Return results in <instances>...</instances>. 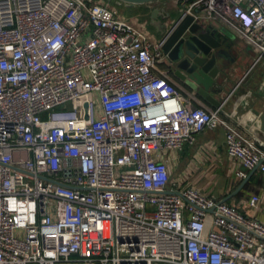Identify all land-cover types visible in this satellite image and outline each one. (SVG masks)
I'll return each instance as SVG.
<instances>
[{"label":"built area","instance_id":"1","mask_svg":"<svg viewBox=\"0 0 264 264\" xmlns=\"http://www.w3.org/2000/svg\"><path fill=\"white\" fill-rule=\"evenodd\" d=\"M178 3L264 57V0ZM163 42L103 0H0V264H264L263 222L171 180L207 128L240 178L264 149L186 97Z\"/></svg>","mask_w":264,"mask_h":264},{"label":"crops","instance_id":"2","mask_svg":"<svg viewBox=\"0 0 264 264\" xmlns=\"http://www.w3.org/2000/svg\"><path fill=\"white\" fill-rule=\"evenodd\" d=\"M127 7L133 11L138 8L144 10L148 14L149 26L150 13L155 7L164 8L169 12L171 8L176 10L179 8L180 14L184 10L178 0H159ZM160 18L163 20V17ZM211 21L214 22L215 20ZM142 22L144 23L145 20ZM225 26L234 33L228 25L225 24ZM139 27L142 28L143 26ZM154 33L159 40L162 39L163 36ZM234 34L237 38L242 39L236 33ZM231 49L235 58L231 63V77L226 83L229 88L235 86V89L229 95L224 93L221 116L237 125L246 137L256 139L264 149V146L261 145L263 141L259 139L260 134L252 128L254 114L258 111L264 112V57L258 59V51L254 48L257 53L255 56L242 41L233 44ZM162 66L165 68L168 64L165 62ZM172 76L174 75L172 74ZM175 79L180 84L181 91L194 105L214 107L196 90L190 89L182 81ZM225 134L226 131L222 126L207 128L199 133L194 141L185 144L181 150L176 152L177 157L170 162L171 180L180 186L198 188L195 185L200 182L203 184L206 179H216L218 187L212 194H209L210 196L220 201L224 200V202L236 206L245 215L264 223V172L259 168L247 171L246 178L248 180L239 189L245 178L238 177L237 172L244 170V168L239 159L233 158L227 153ZM176 153L173 154L176 155ZM184 178L185 182H181L180 180ZM215 192L217 194L214 195ZM253 195L260 197L257 207L250 204Z\"/></svg>","mask_w":264,"mask_h":264},{"label":"water","instance_id":"3","mask_svg":"<svg viewBox=\"0 0 264 264\" xmlns=\"http://www.w3.org/2000/svg\"><path fill=\"white\" fill-rule=\"evenodd\" d=\"M156 1L159 0H116L127 6ZM177 10L180 12L179 8ZM170 16L171 12L155 7L150 13V25L163 36L162 49L167 54L172 74L214 107L222 106L225 94L229 95L235 89V86L229 88L226 82L231 77V63L235 58L232 45L241 39L222 22L196 18L192 13H181L167 29L160 17L167 19ZM252 120L253 130L260 134L259 139L264 142V112H256ZM247 180H243L239 189Z\"/></svg>","mask_w":264,"mask_h":264},{"label":"rangeland","instance_id":"4","mask_svg":"<svg viewBox=\"0 0 264 264\" xmlns=\"http://www.w3.org/2000/svg\"><path fill=\"white\" fill-rule=\"evenodd\" d=\"M103 3L107 4L110 8L116 10L119 16L127 18L128 20H130L132 23H134L137 26H143V29L147 30L151 34V36L153 34L152 36L153 41L159 40V38L156 37V34L154 33V32L156 33L158 32L154 29L152 25L150 26L148 25L149 23L147 22L148 14H146L144 10L138 8L133 11L130 8H128L125 3L119 4L116 2V0H103ZM170 12H171V16L167 19H163L164 20L163 22L167 25V29H169L173 25V23L175 22V19H177L180 15L179 11L173 8H171ZM143 20H145L144 23L142 22ZM240 41H242V43L246 45L247 48L255 54V56H257L256 50L252 46L247 44L244 39H241ZM165 62L168 64L167 59H165ZM180 181L185 182V178ZM203 182H204L203 184L202 182H200L199 184L195 185L203 193L212 194L214 190L218 187V181L216 179L209 178V179L204 180ZM216 192L214 193V195L217 194ZM160 264H166V263H160Z\"/></svg>","mask_w":264,"mask_h":264},{"label":"bare ground","instance_id":"5","mask_svg":"<svg viewBox=\"0 0 264 264\" xmlns=\"http://www.w3.org/2000/svg\"><path fill=\"white\" fill-rule=\"evenodd\" d=\"M177 1V0H176Z\"/></svg>","mask_w":264,"mask_h":264}]
</instances>
